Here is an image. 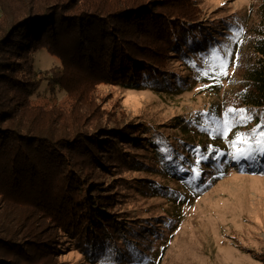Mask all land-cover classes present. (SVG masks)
Listing matches in <instances>:
<instances>
[{"label": "trees", "instance_id": "trees-1", "mask_svg": "<svg viewBox=\"0 0 264 264\" xmlns=\"http://www.w3.org/2000/svg\"><path fill=\"white\" fill-rule=\"evenodd\" d=\"M179 4L0 0V264H57L69 245L98 264H159L164 248L157 260L145 249L156 227L120 207L126 168L145 167L137 152L154 146L150 129L102 109L97 87L169 82L168 61L197 52L198 11ZM257 15L239 98L264 109V0ZM40 50L61 61L50 77L34 69ZM42 82L64 93L60 104L42 103Z\"/></svg>", "mask_w": 264, "mask_h": 264}, {"label": "rangeland", "instance_id": "rangeland-1", "mask_svg": "<svg viewBox=\"0 0 264 264\" xmlns=\"http://www.w3.org/2000/svg\"><path fill=\"white\" fill-rule=\"evenodd\" d=\"M171 1L198 11L190 40L197 52L168 61L169 82L129 89L110 81L97 87L102 109L148 127L154 143L137 152L145 167L126 168L120 207L131 220L156 227L157 235L145 249L157 260L164 248L159 264H264V155L255 160L233 157L238 135L251 137L254 130L264 129V109L245 106L239 98L254 61L259 0ZM155 46L163 49L158 41ZM225 50L231 52L228 75L220 76ZM33 66L50 77L61 61L40 50L33 55ZM46 84L40 91L50 102L42 103L60 104L64 93L56 88L52 95ZM241 110L251 119L239 122ZM226 119L231 125L227 134ZM99 178L112 179L109 174ZM55 261L98 264L73 245Z\"/></svg>", "mask_w": 264, "mask_h": 264}, {"label": "snow or ice", "instance_id": "snow-or-ice-1", "mask_svg": "<svg viewBox=\"0 0 264 264\" xmlns=\"http://www.w3.org/2000/svg\"><path fill=\"white\" fill-rule=\"evenodd\" d=\"M231 52L225 50V59L222 60L219 64V72L218 75L220 76H227V56H230ZM217 59H220L217 56ZM232 111L231 109L229 110ZM250 116H245L243 110L240 111L238 120L239 122H246L250 120ZM224 133L227 134L229 128L231 127L229 121L226 119L224 120ZM254 141V143H253ZM237 144H243L245 147L237 148ZM233 147L236 148V151L233 153V157L237 160L243 158L247 160H255L257 155H264V129L258 128L254 130L251 134V137L247 136H240L238 135L236 140L233 141ZM199 175V173H197Z\"/></svg>", "mask_w": 264, "mask_h": 264}]
</instances>
